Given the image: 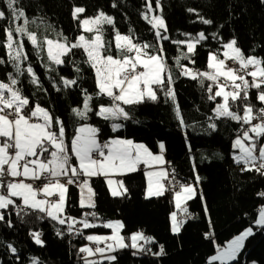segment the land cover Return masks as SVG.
Wrapping results in <instances>:
<instances>
[{
    "label": "snow or ice",
    "instance_id": "6c2138e0",
    "mask_svg": "<svg viewBox=\"0 0 264 264\" xmlns=\"http://www.w3.org/2000/svg\"><path fill=\"white\" fill-rule=\"evenodd\" d=\"M2 2L6 10L0 9V21L4 22L0 25L3 52L0 67L10 65L12 71L0 78V226L18 231L17 222L27 225L26 218L33 215L41 223L51 221L60 239L69 235L87 241L78 249L83 264H113L117 260L114 253L129 248L133 255H166L162 244L158 251L152 250L151 245L157 241L144 231L123 235L126 226L122 221L101 220L93 178L103 177L110 195L124 198L129 189L123 179L116 177L135 173L141 165L150 169L144 173L147 177L145 199L160 198L168 192L173 194L176 211L170 213V231L179 236L185 224L196 218L189 210V201L199 196L205 216L209 213L200 188L203 178L196 164L192 165L194 182L182 181L171 162L165 159L163 142H158L159 152L154 154L145 144L131 139L114 137L102 141L101 129L86 122L95 116L109 122L113 132H119L124 127L122 122L133 119L129 107L163 100L171 102L181 128H188L175 88L180 77L196 81L213 104L206 130L216 132L219 121L235 122L238 129L231 143L232 160L242 166L241 172H255L264 178V57L246 54L235 36L225 41L220 33L223 24L208 34L181 32L183 39H172L164 16L157 14V10L163 11L160 0H155V8L153 0H145L141 16L154 34L155 42H152L142 40L131 28L126 34L121 33L115 18L102 9L89 16L86 7L74 4L71 18L76 21L77 34L69 36L51 24L41 32L39 23H44V17L30 18L22 0ZM118 6L117 0H112L111 7ZM188 11L198 17L199 23L214 24L196 9ZM106 26L112 30L111 38ZM209 39L216 40L219 47L209 51L206 69L202 70L196 67L197 49ZM26 42L56 93L82 97L76 101L77 106L70 108L72 116L82 122L70 139L64 120L33 99L36 92L48 94V88L30 61ZM164 42L176 46L178 55L172 64ZM78 51L83 60L75 58ZM82 65L92 71L94 92L83 86ZM69 68L70 71H64ZM25 80L36 90L31 95L25 88ZM252 90H255L254 97L250 95ZM102 97L108 103L102 102ZM188 147L191 151L190 144ZM73 186L78 189V207L83 210L79 218L71 214L70 188ZM256 195L264 198V190ZM208 225L204 238L215 243L210 217ZM96 228L110 229L111 234H84V230ZM254 229L264 230V205L260 206L258 218L252 224L225 246H215V254L206 264H232L246 241L255 235ZM28 236L36 246L45 247L43 231L29 228ZM0 249L11 254L13 264H23L21 250L14 242L0 236ZM29 261L42 264L35 256H30ZM0 264L5 262L0 260Z\"/></svg>",
    "mask_w": 264,
    "mask_h": 264
},
{
    "label": "trees",
    "instance_id": "16d2710c",
    "mask_svg": "<svg viewBox=\"0 0 264 264\" xmlns=\"http://www.w3.org/2000/svg\"><path fill=\"white\" fill-rule=\"evenodd\" d=\"M160 2L163 11H157V14L164 16L172 39H183L184 37L179 35L181 32L195 35L199 31H205L208 34L223 24L220 33L225 41L235 36L246 54L264 57V3L261 0H160ZM22 3L30 18L44 17V23L38 21L41 32L51 24L57 31L63 30L66 35L75 36L76 21L71 18V8L75 4L86 7V15L89 16L102 9L115 18L121 33L126 34L131 28L142 40L155 42L150 25L141 16L145 0H117L118 8L111 7L112 0H22ZM189 8H194L201 16L212 19L214 24L209 26L199 23L198 17L188 11ZM0 9L6 10L2 0ZM3 23L0 21V25ZM106 27L111 38L112 30L109 26ZM164 44L169 63L172 64L173 58L178 55L176 46L170 42ZM218 47L219 43L211 39L203 46H198L196 67L205 70L209 51ZM253 47L255 52H252ZM26 51L36 71L41 75L44 86L48 88V94L36 92L33 99L52 109L55 115L64 120L70 139L75 128L82 123L72 116L70 108L77 106L76 101L82 97L56 93L27 42ZM0 55H3L2 50ZM75 58L83 60L79 51ZM82 67L85 77L83 86L94 92L92 71L87 65ZM7 71H12L10 65L0 67V78H4ZM64 71H70V68ZM25 88L29 95L36 91L26 80ZM175 88L186 123L190 125L188 128H181L171 102L166 103L163 100L157 104L145 103L129 107L133 119L122 122L124 127L119 132H113L109 122L95 116L86 123L101 129L102 141L114 137L131 139L145 144L153 153L158 152V142H163L166 148L165 159L171 162L177 178L182 181L194 182L192 165L195 163L197 172L203 178L200 188L209 209L208 217L212 221L215 243L204 238V234L209 231V225L199 196L188 202L189 210L196 218L189 220L180 235L176 236L170 231V213L175 209L173 194L168 192L160 198L145 199V177L141 170L119 178L124 180L129 189L128 195L124 198H113L104 178L94 177L97 212L101 220L122 221L126 226L123 235L130 236L136 231H144L157 241L155 245H151L154 252L159 250L160 244L164 245L166 252V255L157 257L133 255L132 249H124L114 253L117 260L113 264H206L208 256L215 252V246L224 245L252 224L257 218L260 206L264 205V198L256 195L257 192L264 190V178L255 172H241L242 166L232 160L231 143L236 136L238 125L231 121H219L216 132L206 130L207 116L211 115L213 104L207 100L204 90L196 81L183 77L177 79ZM254 94L255 90H252L250 95L254 97ZM100 100L108 103L106 97ZM257 106L259 107L258 103ZM70 196L71 214L79 218L83 210L78 207L79 193L76 187L70 188ZM12 218L16 219L14 215ZM26 219L29 221L27 225H20L17 222L18 231L0 226V236L14 242L21 250L23 264H30V256L38 257L42 264H83V260L78 256V249L87 241L82 237L65 235L60 239L55 235L53 222L45 220L41 223L35 219V215ZM29 228L43 231L45 247L40 248L32 243L28 236ZM254 231L255 235L246 241L245 248L232 264H249L252 261L264 264V230ZM108 233L109 229L104 228L84 230L85 235ZM10 256L6 250L0 249V260L5 264H13Z\"/></svg>",
    "mask_w": 264,
    "mask_h": 264
},
{
    "label": "crops",
    "instance_id": "0c3cea01",
    "mask_svg": "<svg viewBox=\"0 0 264 264\" xmlns=\"http://www.w3.org/2000/svg\"><path fill=\"white\" fill-rule=\"evenodd\" d=\"M171 64V63H170ZM173 67H174V65H173ZM158 152H159V150H158ZM158 152L157 153H154V154H158ZM139 170H141L142 172H143V174L145 173V171H147V170H150V169H146L143 165H141V167H140V169ZM144 177H145V192H146V187H147V177L145 176V174H144ZM119 178H121V177H116V179H119ZM109 234H111V230L109 229V233H108V235Z\"/></svg>",
    "mask_w": 264,
    "mask_h": 264
},
{
    "label": "rangeland",
    "instance_id": "374dc122",
    "mask_svg": "<svg viewBox=\"0 0 264 264\" xmlns=\"http://www.w3.org/2000/svg\"><path fill=\"white\" fill-rule=\"evenodd\" d=\"M153 7H155V0H153ZM157 11H159V10H157ZM233 140H234V139H233ZM174 206H175V204H174ZM174 211H176V208L174 209ZM257 218H258V215H257ZM98 235H108V234H98ZM109 235H110V234H109ZM232 238H234V237H232ZM232 238H231V239H232ZM231 239H230V240H231ZM230 240H228L227 242H225L224 245H221V247L225 246ZM214 254H215V252L212 253L211 255H214ZM211 255L208 256V259L211 257ZM208 259H207V260H208ZM253 262H254V261L250 262L249 264H253ZM216 263H218V262H216ZM255 264H256V262H255Z\"/></svg>",
    "mask_w": 264,
    "mask_h": 264
}]
</instances>
